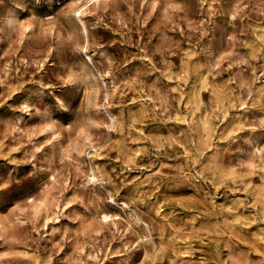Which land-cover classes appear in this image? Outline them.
Here are the masks:
<instances>
[{"label":"rangeland","instance_id":"obj_1","mask_svg":"<svg viewBox=\"0 0 264 264\" xmlns=\"http://www.w3.org/2000/svg\"><path fill=\"white\" fill-rule=\"evenodd\" d=\"M0 264H264V0H0Z\"/></svg>","mask_w":264,"mask_h":264}]
</instances>
